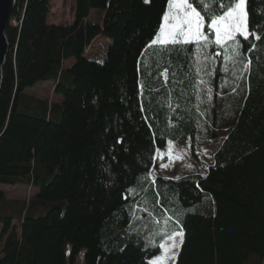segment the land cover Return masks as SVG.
<instances>
[{
  "label": "trees",
  "instance_id": "trees-1",
  "mask_svg": "<svg viewBox=\"0 0 264 264\" xmlns=\"http://www.w3.org/2000/svg\"><path fill=\"white\" fill-rule=\"evenodd\" d=\"M49 3L17 0V25L5 29L0 187L37 194L26 202L0 190V264H74L81 251L84 264H149L177 226L173 264H264V38L242 41L249 71L225 72L222 54L207 65L209 108L205 91L197 99L194 44L159 64L152 49L145 54L169 0H75L72 26L49 25ZM219 5L208 0L205 11ZM96 10L100 22L88 23ZM247 10L249 29L264 36V0H247ZM99 37L111 41L102 63L85 54ZM41 82L62 104L28 93ZM169 130L174 141L220 140L212 165L204 175L141 180Z\"/></svg>",
  "mask_w": 264,
  "mask_h": 264
},
{
  "label": "snow or ice",
  "instance_id": "snow-or-ice-1",
  "mask_svg": "<svg viewBox=\"0 0 264 264\" xmlns=\"http://www.w3.org/2000/svg\"><path fill=\"white\" fill-rule=\"evenodd\" d=\"M148 2V0H145ZM208 0H169L168 10L164 13L162 20L163 24L154 33L153 38L149 41L145 48V54L148 49H152V55L157 58L159 64L166 57L170 58L171 54L177 50L180 45H195V75L198 77L196 87L197 99H200V85H203V91L209 99L212 96V88L209 86L210 81L204 79V76H211L213 70L208 69L209 63H214V57L223 55L226 63L225 72L230 69L227 65H231L232 75H236L237 71H249L251 60L242 54V41H248L249 36L254 37L256 41L264 38L262 34H258L255 29L257 25H253L249 29V13L247 10V0H220L221 11L217 13L215 10L208 14L205 9ZM199 6V10L198 7ZM203 13V14H202ZM207 20L208 32L204 31ZM208 33H214V39L210 38ZM153 46H157L153 48ZM219 47L221 52L207 51L210 48ZM257 48L255 43H252L251 48L247 51L251 52ZM147 67V65H145ZM239 66V67H237ZM170 64L164 66L162 75L165 80L168 78ZM175 75V73H173ZM140 94L143 95V85L140 86ZM141 107V111H143ZM157 154L161 155L157 149ZM172 157H170V160ZM161 168L167 167V164H161ZM141 180H150V183L155 184V177L151 172L148 176L141 177ZM136 218V217H134ZM165 223L171 220V217H166ZM178 223V222H177ZM166 236V240H164ZM161 237L163 242L155 245L163 255H156L154 259L149 261V264H165L167 259H174L175 252L173 249L178 248L183 243V229L177 226L170 228ZM176 237H179L177 242Z\"/></svg>",
  "mask_w": 264,
  "mask_h": 264
},
{
  "label": "rangeland",
  "instance_id": "rangeland-1",
  "mask_svg": "<svg viewBox=\"0 0 264 264\" xmlns=\"http://www.w3.org/2000/svg\"><path fill=\"white\" fill-rule=\"evenodd\" d=\"M74 12L75 0H50L47 23L54 26H72L74 23ZM102 14L103 13L98 10L92 11L87 19V22L91 24H97L98 22H100ZM9 25L16 26V20L12 18L9 21ZM210 34L212 35L211 38L214 39V33ZM110 44L111 41L107 38L99 37L92 43L91 47L87 48V52L85 54L89 59L102 63L106 58L107 50ZM218 48L219 47H214V49L216 50ZM74 63V59L68 60L64 63V67L70 69L74 65ZM52 88L53 85L51 83L41 82L35 87L29 89L28 93L36 98H40L43 100L48 99L49 102L55 100L59 104H62V97L55 96L53 94ZM203 88L204 86L201 85L200 89L203 90ZM218 102L221 103L220 96H218ZM206 104L209 108L213 107L207 95ZM184 119L185 118H182L180 116V132L183 131V125L187 124ZM171 124V122L167 123L168 126ZM170 133L171 132L169 130L166 131L163 135L166 139V146L163 150H160L161 155H158L156 152L155 164L150 171L152 176H154L155 178L176 179L192 174L204 175L208 167L212 165L213 154L219 148L220 140L205 139L202 133H196L194 139L186 137L174 141L171 138ZM170 157H172L171 160ZM162 163L167 164V167L161 168L160 165ZM0 190L4 191L7 199L25 200L26 202L30 201L37 194V191L34 188L26 187L24 185L0 187ZM179 239V237H176L177 242H179ZM179 247L173 249V252H175V257ZM158 255H163L161 250ZM83 256L84 251H81L75 258L74 264H84ZM174 260L175 258L167 259L165 261V264H173Z\"/></svg>",
  "mask_w": 264,
  "mask_h": 264
},
{
  "label": "water",
  "instance_id": "water-1",
  "mask_svg": "<svg viewBox=\"0 0 264 264\" xmlns=\"http://www.w3.org/2000/svg\"><path fill=\"white\" fill-rule=\"evenodd\" d=\"M17 0H0V90L2 85V70L9 52V43L5 36V29L9 18L16 8Z\"/></svg>",
  "mask_w": 264,
  "mask_h": 264
}]
</instances>
